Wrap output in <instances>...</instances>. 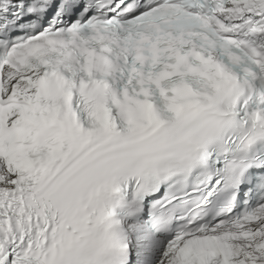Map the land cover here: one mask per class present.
I'll use <instances>...</instances> for the list:
<instances>
[{
  "label": "snow or ice",
  "instance_id": "1",
  "mask_svg": "<svg viewBox=\"0 0 264 264\" xmlns=\"http://www.w3.org/2000/svg\"><path fill=\"white\" fill-rule=\"evenodd\" d=\"M0 264H264V0H0Z\"/></svg>",
  "mask_w": 264,
  "mask_h": 264
}]
</instances>
